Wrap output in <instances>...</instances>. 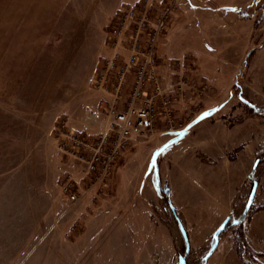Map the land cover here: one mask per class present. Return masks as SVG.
Segmentation results:
<instances>
[{"label": "rangeland", "instance_id": "obj_1", "mask_svg": "<svg viewBox=\"0 0 264 264\" xmlns=\"http://www.w3.org/2000/svg\"><path fill=\"white\" fill-rule=\"evenodd\" d=\"M148 32L172 112L92 181L60 149L63 131L107 128L105 116L85 118L111 96L109 80H94L111 57L122 65L151 43ZM247 101L264 109V0H0V264H264L233 240L256 182L243 229L257 215L249 232L264 249V113ZM213 105L219 113L190 130ZM228 161L233 183L216 182Z\"/></svg>", "mask_w": 264, "mask_h": 264}, {"label": "built area", "instance_id": "obj_2", "mask_svg": "<svg viewBox=\"0 0 264 264\" xmlns=\"http://www.w3.org/2000/svg\"><path fill=\"white\" fill-rule=\"evenodd\" d=\"M153 34L148 32V38L152 35L151 43H140L122 65L118 56L107 60L105 74L101 79L94 80L97 85H103L104 81L109 80L111 96L101 100L95 109H88L85 118L91 125H95L105 116L107 128L101 130L97 137H90L89 133L86 136L72 132L70 129L63 131L60 149L81 162L92 181H105L110 177L122 148L129 145L136 135L153 128L160 115L168 116L172 112L169 108L171 98L163 94L154 71L156 64L153 62L156 60L153 47L157 36L156 32ZM64 192L72 202L82 196L71 180L64 183Z\"/></svg>", "mask_w": 264, "mask_h": 264}, {"label": "crops", "instance_id": "obj_3", "mask_svg": "<svg viewBox=\"0 0 264 264\" xmlns=\"http://www.w3.org/2000/svg\"><path fill=\"white\" fill-rule=\"evenodd\" d=\"M224 104V103H223ZM226 104V103H225ZM225 106V105H224ZM223 106V107H224ZM211 108H214L215 109V112L214 113H212V114H210V115H208V116H204V117H202V114H204L207 110H209V109H211ZM216 108H218V106H216V105H213V106H210V107H208V108H205L204 110H202L201 112H199V114L196 116V121H195V123L189 128L190 130H191V128L193 127V126H195V125H197L198 123H200V122H202L203 120H205V119H207V118H212L215 114H217V113H219V112H217L218 110L216 109ZM211 120V119H210ZM209 120V121H210ZM207 122V121H206ZM206 122H204V123H206ZM203 124V123H202ZM201 125V124H200ZM188 129V130H189ZM255 161V160H254ZM254 165V164H253ZM232 167L234 168V170L232 169ZM218 171H219V174H221V175H217V177H216V179H215V181L216 182H218L219 183V181H221L220 179H219V177L220 176H223V178H222V181L224 180V182H230V183H233V180H232V178H233V175H234V177L237 175V170H236V165H235V167H234V165L232 164V163H230L229 161H228V164H226L225 163V165H219L218 166ZM233 171V172H232ZM233 174V175H232ZM224 190H225V187L223 188H219L218 190L216 189V191H215V193H214V195H217V194H222V196L223 197H225V194H224ZM171 191V190H170ZM174 196H175V193H173V192H171V203H172V205L174 206V208H176L177 209V213H178V215H180V213H181V207L184 209V207L185 206H182L181 205V199L182 198H178L177 197V199H178V201H176L175 199H174ZM187 197H188V195H186ZM215 198H216V196H215ZM224 198H220V200H221V203H218L219 205L217 206L220 210H221V208H222V206L224 207V205H225V200H223ZM183 200V199H182ZM225 208V207H224ZM216 211H220L219 209H217L216 207L214 208ZM264 210V209H263ZM219 213V212H218ZM229 215H231V214H227V215H225L219 222H218V224L215 226V228L212 230V233L211 234H213V232H214V230H216V228H217V226L222 222V220L225 218H228L229 217ZM257 215H254V217L251 219V221L249 222V224L247 225V227H246V231H245V233H246V239H247V241H248V243L250 244V246L254 249V251H256V252H258V253H262L261 255H262V257H264V249L261 247V246H259V243H258V241L253 237V235L251 234V232H249V226L251 225V222L253 221V219L256 217ZM179 218V217H178ZM180 218H181V215H180ZM183 218V217H182ZM224 219V220H225ZM178 220V219H177ZM187 226V225H186ZM187 230H188V226H187ZM219 243H220V241H219ZM218 243V244H219ZM210 256V255H209ZM208 256V254H207V257H209ZM208 262V261H207Z\"/></svg>", "mask_w": 264, "mask_h": 264}, {"label": "trees", "instance_id": "obj_4", "mask_svg": "<svg viewBox=\"0 0 264 264\" xmlns=\"http://www.w3.org/2000/svg\"><path fill=\"white\" fill-rule=\"evenodd\" d=\"M247 104L251 107V109H253L254 111L256 112H263L264 113V109H261L259 107H256L252 102L249 103V101H247ZM253 174V172L250 174V177L251 175ZM169 194V193H168ZM251 207V206H250ZM250 210V208H249ZM249 210H247V212L244 213V215L238 220L237 224L242 226V228H240L236 234L234 235L233 237V240H234V243L236 245V249L238 250V252L241 254V255H246L251 257V256H258V255H261L260 253L254 251L252 249V247L250 246V244L248 243L247 239H246V236H245V229H243V222L246 220V218L248 217L249 215ZM253 260V259H252ZM255 262H257L255 260Z\"/></svg>", "mask_w": 264, "mask_h": 264}, {"label": "water", "instance_id": "obj_5", "mask_svg": "<svg viewBox=\"0 0 264 264\" xmlns=\"http://www.w3.org/2000/svg\"><path fill=\"white\" fill-rule=\"evenodd\" d=\"M213 112H214V109H209V110H207L204 114H202V117H204V116H208V115L212 114ZM175 133H176V132H175ZM184 134H185V130L177 131V135L175 136V138H173L172 141H174V140H178V139L181 138ZM257 186H258V183L255 182L254 185H253V188H252V190H251V193H250V196H249L248 202H247V208H250V206H251L252 203H253V200H254V197H255V193H256V190H257ZM169 205H170L171 209L174 211L175 208H174V206L172 205L171 201H169ZM177 219H178V217H177ZM227 221H228V218H226V219L220 224V226L218 227V229L215 231V233H214V238H215L216 242H215L214 246L211 248V250L209 251L208 256L211 255V254L213 253V251L215 250V248H216V246H217V244H218V240H219L220 232L224 229V227H225ZM179 226H180V228H181V230H182V232H183V235H184L185 239H187L188 236H187L186 230H185L184 227H183V224H182V223H179ZM178 264H186V260H185V258H184L183 256H181V257L179 258V262H178Z\"/></svg>", "mask_w": 264, "mask_h": 264}, {"label": "bare ground", "instance_id": "obj_6", "mask_svg": "<svg viewBox=\"0 0 264 264\" xmlns=\"http://www.w3.org/2000/svg\"><path fill=\"white\" fill-rule=\"evenodd\" d=\"M210 119H211V118H207V119L203 120L202 122H200V123H198L197 125L193 126L191 129H195V128H197L200 124H202V123H204V122H206V121H209ZM181 218H182V217H181ZM181 220H182V222L184 223L185 228L187 229V226H186V224H185V222H184V219L182 218Z\"/></svg>", "mask_w": 264, "mask_h": 264}]
</instances>
